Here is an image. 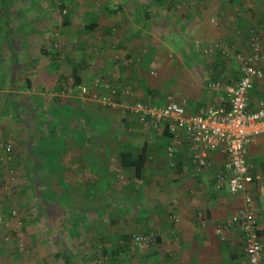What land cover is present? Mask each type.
I'll return each instance as SVG.
<instances>
[{"label": "crops", "instance_id": "crops-1", "mask_svg": "<svg viewBox=\"0 0 264 264\" xmlns=\"http://www.w3.org/2000/svg\"><path fill=\"white\" fill-rule=\"evenodd\" d=\"M242 1L244 0L237 2L239 9H244ZM196 2V8L191 7L184 14H177L172 18V22L166 25L164 38L154 37L158 41L157 47H154L156 66L153 65V60L147 59V54L141 56L145 48L133 43L138 40L139 35L136 27L128 32L131 34L128 38L131 42L119 32L103 45L106 50L90 46L89 42L81 48L83 50L80 54L86 56L84 62L89 64L87 71L77 69V75L83 78L84 83L91 85L96 77H99L100 83L115 78V72L120 71L117 66L121 64L124 68L123 75L134 85L132 95H125L132 98L124 97L121 93L119 102L114 107L102 106L103 109L99 107L94 112V108L97 109L98 106L94 107L80 94L60 97L58 79H70L75 69L73 66L76 65L66 59L58 64L57 69H53L47 62L39 60L45 67L35 71L33 84L44 89L46 94L34 95L41 100L43 107L44 103L48 106L44 111L48 118L36 123L43 139L39 137L35 141L33 151L29 145L33 141L24 135L25 125L20 127L26 123L10 125V130L15 133L9 138L17 140V143L20 141L22 145L26 144L21 153L22 160L17 166L27 179L29 176L32 178L35 173L37 186L40 187L36 192L42 194L39 201L44 202L37 204L40 215L45 212L48 214L50 207L60 213V216H53L56 220L49 219L48 222L47 215L40 217L39 220L44 225H72L73 220L62 217V211L57 206L62 202L60 194L68 190L71 194L70 205L81 210L80 213L84 215L79 225L82 231L89 230L93 225L97 226L98 217L100 220L102 217L98 210L106 209L112 201L109 202L108 198L105 201L102 196L94 197V188L100 187V191L107 194L110 185H114L122 190L115 200L118 206L125 207L124 201H130L129 196H133V207L143 213L137 214L138 219L148 220L140 227L141 231L158 237L159 244L149 252L151 257L148 264H247L243 238L233 231L221 234L217 232L219 226L243 206L241 196H233L228 190H213L216 172L223 162L221 154L213 155V169L195 170L191 164L187 142L182 136L177 144L176 168H172L167 156L172 138L165 134V127L160 125L156 128H143L126 111L130 103H127L128 99L131 102H149L153 106L173 103L183 108L188 116L227 105L224 91L211 90L209 85L236 82L240 77L239 64L225 59L218 50L211 54H206V51L220 43L237 53L247 55L248 30L263 21L264 8L256 5L253 9L251 1H248L249 7L239 12L236 6L228 5L229 0ZM73 26L67 30L68 35L64 32L67 36L65 38L71 42L72 52L75 45L78 48V37ZM99 27L102 29L100 24ZM124 29L126 28L122 25V30ZM262 36L260 67L264 70V34ZM84 40L82 36V42ZM114 44L116 45L112 47ZM132 55L139 58L135 60L131 58ZM106 85L100 88L108 94L111 88ZM119 87L121 91L125 89L123 84ZM54 97L62 99L53 102ZM251 99L254 104L264 100V81L257 84L251 93ZM121 101L124 103H120ZM17 128L22 129L21 138L17 136ZM0 134L1 140H9L8 133ZM143 148L147 161L140 178L136 179L132 169L121 166L119 153L125 150L137 154ZM247 161L252 170H255V175L261 178L259 165L264 161V138H259L249 146ZM118 174L123 175L124 182L122 179V182L116 180ZM248 189L253 196L252 211L260 214L264 210V186L260 182ZM49 192L57 196L49 198L45 195ZM94 209L97 210L93 216ZM258 218L259 229L264 230V214H260ZM61 224L58 225L61 227ZM72 235L70 233L66 240H74ZM99 235L104 239L102 234ZM61 236L62 233L54 234L53 243L60 240ZM55 251L60 252V249L48 256L55 255ZM88 254L90 253L84 255Z\"/></svg>", "mask_w": 264, "mask_h": 264}, {"label": "trees", "instance_id": "trees-1", "mask_svg": "<svg viewBox=\"0 0 264 264\" xmlns=\"http://www.w3.org/2000/svg\"><path fill=\"white\" fill-rule=\"evenodd\" d=\"M58 1H61V0H58ZM62 1L59 6H57L55 0L47 1L48 10L53 11L56 15H59V14L63 15V22L60 28V34L56 35L57 38L58 36L60 38L67 37L64 35L65 34L64 32L67 33L69 31V28L72 26L71 17L74 15V11H75L73 9H70L68 11L67 5ZM139 1L140 0H134L132 2L133 9L131 11L132 13L131 15L134 16L135 19H137L136 20L137 23L140 22L141 28L144 29L148 27L147 22L154 21L156 19V15L153 12H149L147 8L148 7L147 5L149 4L148 1H147V5H144V4L140 5ZM149 1L153 3L154 6L163 8L164 11H166L167 13H177L179 11V8H181L184 4L180 0H149ZM66 10L68 11V13L66 12ZM105 10L107 13V18L109 17L112 20H114L115 18L119 19L121 18V16L123 17L125 14L124 8L119 3H116L115 6L114 5L106 6ZM31 12L34 13V10L23 7L22 0H0V19L2 18L1 20L2 23L0 24V133L1 132L5 134L8 133L7 139H9V140L5 139L6 142L4 141L5 142L4 143L1 140V134H0V146L3 144V146L12 147V154H14V161H17V164L19 163L20 160H22L21 153L23 152V148L24 149L26 148L25 146L26 144L22 145L20 141H18L17 143V140L15 139L12 140L9 138V136H14L13 134L14 130H10L11 129L10 125L12 126V124L20 125L22 123H26V124H22L20 127L22 128L25 125L23 127V129L25 128V131H26L24 132V135H27L33 141L29 145L34 151L35 144H36L35 141H37L39 137L43 139L42 134L39 133L40 130L38 129V124L36 123L38 121L43 120L44 118H48L46 115H44V111L48 107V106L46 107L47 103H44L43 105L45 106L43 107L41 105V100L40 99L38 100L34 96L35 94H41V95L44 94V89L42 90L41 88L36 87L35 84H33L35 83L33 81V77H35V73H36L35 71H39L40 69L45 67L41 65L39 60H43L47 62V64L53 69H57L58 64H60V62L66 59L67 61L73 62L74 65H76V66H73V68L75 67V69H73L74 72L73 74H71L70 79L66 77H64L65 79L63 77L58 79V88H57L58 91L60 87L62 88L63 83L71 82L72 89L74 91L73 94L75 95L79 94L78 87L84 86L88 88V90L92 92L93 94H97L100 98H103V97H107L111 95V92L115 90V88H117V94L113 96V102L115 104L119 102L118 97H120L121 93L122 95H124V97H127L125 95H130V93L132 95V93L135 91L134 85L131 83V81L129 82L128 78H126L125 75H123L124 68L121 64L119 65L117 64L118 65L117 67L119 68L120 71L119 73L115 72V76H116L115 78H111V79L109 78L108 80H104L101 84L97 85V87L94 82L91 83V85L84 83L83 78L77 75V72H78L77 69L79 68V70L81 71L88 70L89 64L86 65V63L84 62L86 61V56L80 54L81 56L80 58H71L68 53L61 52V48L58 49L57 47V41H58L57 38L51 39V38H48L47 35L42 36V34L37 31L36 26L38 25L39 20L36 21L35 23V19H38L39 17L38 18L36 17V13L32 15L34 23H32L31 20L29 21L26 20L27 18H30ZM22 19L27 23L23 24ZM96 19H98V17ZM262 20L263 21H260L259 23L256 24V26L252 28H255L260 25H264V18ZM116 22L117 23L115 24L114 27L113 26L111 27L110 25H106V27L103 26L102 29H100L97 20H95L94 22L90 21L87 26L83 27V33H81L80 35L84 37L87 34H92V33L99 34L98 32H100L102 36L101 44L103 45L106 43L105 39L108 40L110 38L115 37L116 34H118L120 30H122V21L117 20ZM252 28L248 30V34ZM51 31L57 32L56 28L54 27L52 28ZM262 35H261V41L263 45ZM36 41H37V44L35 43ZM156 44L157 43H155V45ZM115 45L116 44H114L112 47H114ZM37 46L39 47V50H37ZM90 46H92V44ZM147 46L148 47H146V49L150 47V44H147ZM19 51L24 52V55H23L24 57L18 54L20 53ZM218 52L219 54L221 53V51L219 50ZM32 53H35L36 56H33ZM28 60L30 61L28 62ZM49 72L51 73V71ZM122 84L125 87L123 91H121L119 87V85H122ZM104 85L106 86L110 85L111 89L109 90L108 94L105 93L106 91L105 92L101 91V88L105 87ZM130 97H127V98H130ZM62 98L54 97L52 98V100L53 102H59ZM86 100L90 101L94 107L98 106L97 109H95L96 107L94 108V112L98 110L99 107L102 109L103 107H106V108L109 107V106H104L102 104H99L97 101H91L88 99ZM137 102L143 103V101L131 102V100L129 99L127 103H129V105H132ZM120 103H124V101H121ZM163 106L165 105L157 104V107H163ZM5 129H8V131H6ZM20 131L22 132V129L17 128V133H18L17 136L19 138H21ZM165 134L172 138L171 134L169 133L166 127H165ZM261 138H264V137H261ZM10 141H14L16 143V145H14V142L12 144L13 146H15V148L11 145V143L10 144L7 143ZM2 150L3 149L0 147V153H2ZM119 158L121 161V166L125 169H132L134 171L135 178L139 179L140 175L142 174V171L144 170V167L147 161V154L145 153V149L143 148L137 154H132L125 150L120 151ZM259 168H260V174H261V178L259 177L260 179L255 175V171L252 170V173L254 174V181L252 185H257V183L262 182L264 186V161L260 163ZM97 188L99 189L100 187H97ZM99 190H101V188ZM102 190L104 189L102 188ZM50 194H53V193L50 192ZM81 194L82 193H80V195ZM60 195L61 197H63V198H60L62 202L60 203V205H57V206L60 207L59 210L62 211V217H64L65 215L63 214H66V213H69L71 217H76L77 215L80 216V211H78V209H75L70 205L71 194L69 193V191L67 190L65 193H61ZM53 196L54 195H50L51 198ZM56 196L57 195H55L54 197ZM29 197L30 196H28L27 199L30 200L28 202L30 204L36 203L37 205L43 202V200L39 201L40 198L36 197L35 194H33L32 197L30 198ZM242 204H243V201H242ZM54 207H56V205ZM241 209H244V204L241 207ZM49 211L50 212L48 214L46 212L44 213L45 216L47 215L46 216L47 222L49 219L53 220V218H55L53 217L55 215V210L53 209V207H50ZM260 214H264V211H261ZM260 214H257L255 212L258 226H259L258 217ZM44 215L42 214V216ZM42 216L40 215L38 219H41L40 217ZM116 224L117 222L114 220H111L109 222L110 227H114ZM44 226H45L46 232L48 228L49 233L52 234V232H54L56 229L58 230L59 225L58 226L56 225L48 226L46 224ZM95 230L97 231V228L93 229L92 231L94 232ZM60 231L62 233L60 240L54 241V245L55 247H57V249L55 248V250L60 249V252L55 251V255L48 256L47 258H44L40 263H37V264H49L48 262L49 258L52 259V262L56 264H98L96 262L97 259H99V261H101L100 263L102 264H130L131 263L132 256H130V253L133 247L131 245L132 237L130 235H120L118 238L116 248L110 251V250H107L105 245L103 244H102L103 246L101 245V243L104 242L103 241L104 239L100 237V235L98 236L97 241H95L94 245L93 244L91 245H80L79 244L78 245L77 244L78 242H76L74 243V246H73L72 243H69V241L66 240L67 236L70 234L69 225L67 224V225L62 226V229ZM51 234L50 236H52ZM258 234L262 238L263 243H264V230L259 229ZM143 235H147V233ZM157 243L159 244L158 237L155 238L154 246H152L146 252H143V253H147L145 254L147 256L141 257L140 258L141 261L145 262L150 259L151 256L149 252L156 245H158ZM133 250L135 249L133 248ZM74 253L76 256L74 255ZM83 253L84 254L90 253V254L84 255ZM143 253L141 252L140 254H143ZM126 257L129 259H127ZM152 258H154V256H152Z\"/></svg>", "mask_w": 264, "mask_h": 264}, {"label": "rangeland", "instance_id": "rangeland-1", "mask_svg": "<svg viewBox=\"0 0 264 264\" xmlns=\"http://www.w3.org/2000/svg\"><path fill=\"white\" fill-rule=\"evenodd\" d=\"M47 1L48 0H22V6L27 9L30 8L31 10H34V13L31 12L30 18H27L26 20L28 21L31 20V22L34 23L32 15L36 13V17L37 18L39 17L38 19H35V23L36 21L39 20L38 25L36 26L37 31L40 32L42 36L47 35L48 38L55 39L57 38L56 35L60 34V28L63 22V15L60 14L56 15L53 11L48 10ZM55 1L57 6H59L62 0L61 1L55 0ZM133 1L134 0H63L62 2H64L67 5L68 11L70 9L75 10L74 15L71 17V20H72V25H74L73 28L75 29V33L78 37V39L76 40V43L78 42V48H76L75 45L74 52H72L70 40L68 38H60L58 36L57 38L58 49L61 48V52L68 53L71 58H80L79 55L80 52H82L81 48L86 46V42H89L90 44L93 43L92 46L94 45V47L101 49V51L106 50L105 47H103L104 44L103 45L101 44L102 36L100 32H98L99 34L95 33V34L85 35L83 37L85 40L84 42H82V35L80 34L83 33V27L87 26L90 21H94V20H97L98 24H100L102 27L103 26L106 27V25H110L111 27L112 26L114 27L115 24L117 23L116 21L120 20L122 21V25L126 29L121 30L119 34L122 33V36H125L127 38V41H130L128 40V38L131 36V34L128 32L136 27L135 30L139 32V36H138V40H136V42L133 43L142 45L141 47L143 49L145 48L144 51L146 53L142 51L141 56L143 54H147L146 56L147 59L153 60L152 61L154 63L153 65L156 66L157 63L155 64L154 62L156 58V54H155L156 50H154V47H157L155 43H157L158 41L154 37L158 39L162 37L164 38L165 35L163 34L166 30V25L172 22V18L176 17L177 14H184V12L187 9H190L191 7L196 8L198 2H196V0H183L184 5L181 8H179V11L177 13H167L166 11H164L163 8L154 6L153 3H151L149 0H140L139 1L140 5L141 4L147 5V1H148L149 4L147 5L148 6L147 8L149 12H153L156 15V19L154 21L147 22L148 27L142 29L140 26V22L137 23L136 22L137 19H135V17L131 15L132 14L131 11L133 9L132 8ZM238 1L240 0H229L228 5L232 7L233 5L236 6L239 12H242L241 9L245 11L244 9L249 7V4H247L248 1L249 2L251 1V5L253 9L254 7H256V5H259L260 8H264L263 6L264 0H244L242 1V3L244 2L243 3L244 9L243 8L239 9L237 4ZM116 3H119L124 8L125 11L124 16L123 17L121 16V18L119 19L115 18L114 20H112L109 17L107 18L105 7L109 5L115 6ZM67 10L66 12L68 13ZM97 17L98 19H96ZM1 20L2 18L0 19V24L2 23ZM22 23L26 24L27 22H25L22 19ZM53 27L56 28L57 32L51 31ZM71 38L76 39L73 37ZM106 41L107 40L105 39V42ZM35 43L37 44V41ZM147 44H150V48H149L150 50L149 49L146 50V47H148ZM18 54L23 56L24 52H20ZM32 55L36 56L35 53H32ZM131 58L136 60V58L139 57L134 58L132 55ZM29 61L30 60H28V62ZM158 61L159 60H157V62ZM95 80L96 81L94 83L96 85L101 84L100 83L101 81H98L99 77L98 78L96 77ZM12 126H16V125L12 124ZM3 140L6 141L5 139H2V141ZM9 148L11 149V153L10 156L6 159V163L4 164V162L0 161V168H1L0 170V264H37L43 260L44 256L48 257V254L54 252L56 248L53 243L54 234L61 233L60 230L62 229V224L61 223L51 224L49 226L52 225L58 226V224H61V227L58 226V230L56 229L54 232H52V234L49 233L48 228L46 232L44 223L42 221L40 222V220L38 219L40 216V211H38L39 207H37L36 203L34 204L28 203L30 200L27 199L28 196L32 197L33 194H35L36 197L42 195L36 192V190H38L40 187L37 186L36 183L37 178L34 176L35 173L32 176V178H30L31 176H29V179H27V177H25V173L18 170L17 162L14 161V154H12V147L9 146ZM122 176L118 174L116 180L119 182L122 181L124 182L125 179ZM120 192L122 193V190L121 189L118 190L117 188H115L114 185H112V187L110 185V190L107 194L101 192L96 187L94 188L93 191L94 197L102 196L105 201L108 198V201L109 202L112 201L113 203L112 202L109 203L108 204L109 207H107L106 209L98 210L102 214L101 220L100 217H98L99 220H98V224H96L97 226L95 227L93 225L87 231H82L81 227L79 226L81 217H84V215L80 213V216L77 215L75 218H73L70 216L69 213L64 214L65 219L73 220L72 225H69V227H70V233L73 234L72 236L74 238V241L68 240L69 243L73 244L78 242L77 243L78 245L79 244L94 245L95 241H97L99 234H102L104 237L103 240L104 242H102L101 245L102 244L105 245L107 250L111 251L116 248L118 238L120 235H130L131 237H133L139 234L140 235L146 233L149 234L148 232L144 233L140 229V227L145 223H147L148 220H146L145 218L138 219L137 214L142 215L143 213L141 211H137V209L133 207V203L131 200L133 196L132 197L129 196L130 201L127 199L124 201L125 207L120 208L121 206H118V202L115 200L119 198L121 194ZM45 195L51 198L50 195L53 194H50L49 192V194L47 193ZM126 197L128 198V196ZM13 210L17 212L16 217L11 215V212ZM95 210L97 209L93 210V216H94V212L96 213ZM55 214L57 216H60L58 210H55ZM53 220H56V218ZM111 220L117 222V224L114 227L109 226V222ZM95 228H97V231L95 230L93 232L92 230ZM73 231L74 233H72ZM50 234L52 236H50ZM42 238L44 239V242H42L43 240ZM140 253L141 252H137L132 248V251L130 253V256H132L130 264H148V261L143 262L140 259L141 257L147 256L145 255L147 253H143V254ZM48 262L49 264H56L52 262V259L50 258L48 259ZM96 262L98 264H102L100 263L101 261H99V259H97Z\"/></svg>", "mask_w": 264, "mask_h": 264}, {"label": "built area", "instance_id": "built-area-1", "mask_svg": "<svg viewBox=\"0 0 264 264\" xmlns=\"http://www.w3.org/2000/svg\"><path fill=\"white\" fill-rule=\"evenodd\" d=\"M263 33L264 25L249 31L247 55L237 53L220 43L206 51V54H211L219 50L225 59L239 64L240 77L236 82L209 85L211 90L224 91L226 106L210 108L192 116H188L183 108L173 103L157 107L149 102H137L126 107L127 113L135 117L141 127L149 129L163 125L168 129L172 136V146L168 149L167 156L170 158L172 168H176L177 144L182 136L187 142L191 164L195 170L213 169V155L221 154L223 162L216 172L213 190L215 192L228 190L234 196H241L244 209L223 222L217 232L221 234L233 231L243 238L247 264H264V243L258 234L257 218L251 209L253 197L248 189L253 184L254 174L247 161L249 146L264 137V100L254 104L251 99V93L257 84L264 81V70L260 67ZM78 90L83 99L97 101L104 106H115L113 96L117 94V88L111 95L103 98L84 86H79ZM73 92L72 83L68 82L63 83L58 95L64 97ZM0 147L3 149L0 161L5 164L11 149L2 145ZM11 215L16 217L17 212L13 210ZM155 238L153 234L135 235L132 237L131 245L136 251L143 253L154 246Z\"/></svg>", "mask_w": 264, "mask_h": 264}]
</instances>
